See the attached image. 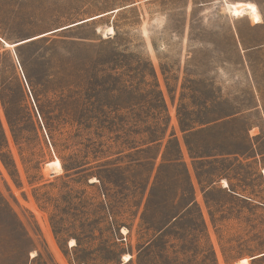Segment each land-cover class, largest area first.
I'll return each instance as SVG.
<instances>
[{
	"label": "rangeland",
	"instance_id": "1",
	"mask_svg": "<svg viewBox=\"0 0 264 264\" xmlns=\"http://www.w3.org/2000/svg\"><path fill=\"white\" fill-rule=\"evenodd\" d=\"M0 79V264H264V0H0Z\"/></svg>",
	"mask_w": 264,
	"mask_h": 264
},
{
	"label": "trees",
	"instance_id": "2",
	"mask_svg": "<svg viewBox=\"0 0 264 264\" xmlns=\"http://www.w3.org/2000/svg\"><path fill=\"white\" fill-rule=\"evenodd\" d=\"M28 42H30V41H28ZM24 43H27V42H24ZM6 85H7L6 82L5 81H2L0 79V101H1V104H2L3 109H4L5 117H6L8 123H9V125L11 127V131H12V134H13L15 140H17V141L18 140L19 141L21 140L22 141L25 138V136H24L25 135V132L20 129V116H16L14 114V112H13L15 106L17 107L18 110H20V107H22V100H19V103H18V100L17 99L12 100L11 97L6 96V94H5ZM83 126H85L84 123H80L79 124V127H83ZM50 127H51V125L49 124L48 125L49 133L51 134V138L54 139L55 129L50 128ZM174 138L176 140L178 152H179V154H181V144H180V140L175 135H174ZM5 139L7 140V136H6V132H5V129H4L3 123H2V118H1V115H0V140L3 141ZM187 145L189 146V150L191 152V156L196 159L197 158V156H196L197 155V152L195 151L194 146L192 144H190L189 142H187ZM53 146H54V148H56V145L54 143H53ZM5 147L8 148V145L7 144L4 145V144H2L0 142V153H2V150ZM139 150H141V149H139ZM166 156H167V152L164 153V159H163L164 161L167 160ZM184 165H185V169H186L187 177H188V190H189V196H190V199H189L190 201L185 206V210H188L191 207L192 204H194L198 208L199 205H198V203L196 201L195 185H194V182L192 181V178L190 176V172H189V169H188L187 164L184 163ZM149 182H150V178H148L147 185L149 184ZM153 199H154V193H151L150 194V200H153ZM198 210H199V208H198ZM199 214H200V217L203 218V214H202V210L201 209L199 210Z\"/></svg>",
	"mask_w": 264,
	"mask_h": 264
},
{
	"label": "bare ground",
	"instance_id": "3",
	"mask_svg": "<svg viewBox=\"0 0 264 264\" xmlns=\"http://www.w3.org/2000/svg\"><path fill=\"white\" fill-rule=\"evenodd\" d=\"M244 4H242V3H236V4H234V8H233V11L235 12V13H237V14H240V13H242L243 11H244V6H243ZM112 29V28H111ZM113 30V29H112ZM33 39V38H32ZM30 40V39H29ZM22 42H24V41H22ZM17 44H19V43H17ZM8 45V44H7ZM49 166H54L55 168H57L58 170H61L62 168H61V165H60V163H59V161H53V162H51V163H49L48 164ZM48 166V167H49ZM126 260V259H125Z\"/></svg>",
	"mask_w": 264,
	"mask_h": 264
},
{
	"label": "water",
	"instance_id": "4",
	"mask_svg": "<svg viewBox=\"0 0 264 264\" xmlns=\"http://www.w3.org/2000/svg\"><path fill=\"white\" fill-rule=\"evenodd\" d=\"M52 33H53V32H52ZM29 39H31V38H28V39H25V40H22V41L27 42V41H30ZM22 41H19V42H17V43H19V44L24 43V42H22ZM19 44H16V45H19ZM262 255H264V254H262Z\"/></svg>",
	"mask_w": 264,
	"mask_h": 264
}]
</instances>
